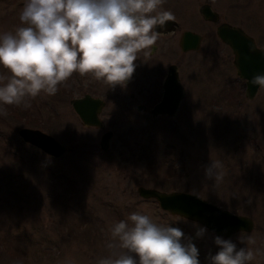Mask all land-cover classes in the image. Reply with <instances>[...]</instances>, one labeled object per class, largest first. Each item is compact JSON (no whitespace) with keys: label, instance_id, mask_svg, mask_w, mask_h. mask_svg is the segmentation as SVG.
<instances>
[{"label":"rangeland","instance_id":"374dc122","mask_svg":"<svg viewBox=\"0 0 264 264\" xmlns=\"http://www.w3.org/2000/svg\"><path fill=\"white\" fill-rule=\"evenodd\" d=\"M25 2L0 0V34L24 26L19 15ZM193 2L195 17L198 6L208 2L219 21L242 27L264 47V0ZM232 54L218 47L206 56H194L196 93L187 122L137 112L127 100L128 88H110L91 73L74 72L58 85L55 95L25 97L29 107L0 102V264H97L111 253L110 227L133 212L182 230L185 242L191 238L198 248L200 264H210V257L219 251L216 236L202 224L142 199L137 193L140 185L189 192L249 216L254 222L251 232L223 239L234 242L237 249L264 251V88L251 100L244 96L245 84L232 65ZM10 75L0 66V86ZM85 93L106 102L100 117L113 136L105 151L99 146L103 131L84 128L70 105L71 99ZM24 126L53 135L71 151L58 158L46 155L18 136V128ZM214 160L223 164L219 183L205 176ZM58 181L62 186L56 190L66 206L57 207L56 213L50 185ZM79 226L90 234L82 237ZM200 228L206 232L197 237ZM249 236L254 245L241 242ZM250 264H264V255Z\"/></svg>","mask_w":264,"mask_h":264},{"label":"clouds","instance_id":"9594fccd","mask_svg":"<svg viewBox=\"0 0 264 264\" xmlns=\"http://www.w3.org/2000/svg\"><path fill=\"white\" fill-rule=\"evenodd\" d=\"M165 0H26L19 15L22 25L15 32L0 34V66L11 74L0 86V102L21 105L25 97L41 92L55 95L58 85L74 72L91 73L97 80L115 88L126 86L135 72L138 53L147 57L164 27L174 20L162 10ZM3 79V78H0ZM250 83L264 88V74ZM223 164L214 160L205 176L219 183ZM110 255L97 264H200L199 250L191 238L185 242L179 228L161 225L148 215L131 213L109 229ZM200 228L196 233L202 237ZM246 245L255 240L240 238ZM219 251L210 264H250L261 249H237L231 240L215 238Z\"/></svg>","mask_w":264,"mask_h":264},{"label":"flooded vegetation","instance_id":"af4514ba","mask_svg":"<svg viewBox=\"0 0 264 264\" xmlns=\"http://www.w3.org/2000/svg\"><path fill=\"white\" fill-rule=\"evenodd\" d=\"M203 4L210 5L208 2H203L198 6V18L195 17L193 0H165L163 3L162 10L171 12L174 20L166 22L162 28L156 27L155 31L160 33L159 38L147 57L144 56V51L149 50L137 54L139 58L134 62L136 64L135 72L124 86L126 90L129 89L127 100L129 104L135 106L137 112L148 111L152 119H166L180 123L183 120L189 121L196 93L194 56L200 53L206 56L207 53H212L218 47L228 48L232 53L229 46L218 37L217 27L222 22L240 26L225 19L219 21L220 16L214 22L205 20L199 13V7ZM212 10L215 11L213 8ZM195 34H197L198 42H195ZM247 34L253 38V34ZM169 76L173 77L170 81H168ZM239 79L243 80L245 84L244 79ZM165 85L169 87L168 91L171 95L166 104L174 106L165 107L163 112L154 115L152 110L162 102L166 91ZM197 92L202 95L201 89L197 88ZM114 95L118 96V92L115 91ZM147 107L149 108L147 109ZM188 127L189 125L186 124V132H188ZM98 130L105 132L109 129H105L104 125L102 129Z\"/></svg>","mask_w":264,"mask_h":264},{"label":"water","instance_id":"95a60500","mask_svg":"<svg viewBox=\"0 0 264 264\" xmlns=\"http://www.w3.org/2000/svg\"><path fill=\"white\" fill-rule=\"evenodd\" d=\"M199 13L205 20L214 22L219 19L218 13L213 11L208 4L201 5ZM217 35L230 47L236 74L246 81L245 97L252 99L259 86L252 85L250 80L258 73L264 74V48L258 47L254 39L240 27L231 26L226 22L218 25ZM195 42H198L197 34H195ZM172 78L169 76L168 81ZM165 88L162 102L152 110L154 115L163 112L165 107L174 106L166 104L171 95L168 91L169 87L165 85ZM70 105L84 127L99 129L104 127L99 117L105 105L101 98L85 93L82 97L71 99ZM168 113L170 114V112ZM17 133L25 143L36 147L51 157L58 158L71 151V148L66 147L54 136L40 129L24 126L20 127ZM112 135V131H106L101 135L99 141L101 150L108 149ZM137 193L142 199H154L161 210L200 223L212 234L221 238H228L237 232H251L254 229V222L249 216L235 214L196 194L183 191L165 192L142 185L138 186Z\"/></svg>","mask_w":264,"mask_h":264},{"label":"trees","instance_id":"16d2710c","mask_svg":"<svg viewBox=\"0 0 264 264\" xmlns=\"http://www.w3.org/2000/svg\"><path fill=\"white\" fill-rule=\"evenodd\" d=\"M27 124H29V123H27ZM145 150H146V148L144 147L143 148V150H141L140 152L141 153H145ZM142 156V155H141ZM263 167H264V165H263ZM261 168H262V166H261ZM57 179H55V181H56ZM62 186L61 185V182L60 181H58V182H55V183H52L51 182V191H52V197H51V199H52V201H51V199H50V202H51V205L54 207V209L56 210V213H58L60 210H58L57 209V207L59 208V209H63V208H65V204H64V202H65V197H63V195L60 193V192H58L57 190H56V188H57V186ZM155 202V201H154ZM52 207V208H53ZM62 211H64V210H62ZM58 220H59V222H60V224L61 225H65V223L64 222H61V216L59 215L58 216ZM78 230H79V232H81V236L82 237H87L89 234H90V232L89 231H87V230H83V231H81L82 230V228H81V226H79L78 227Z\"/></svg>","mask_w":264,"mask_h":264}]
</instances>
